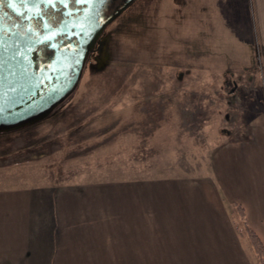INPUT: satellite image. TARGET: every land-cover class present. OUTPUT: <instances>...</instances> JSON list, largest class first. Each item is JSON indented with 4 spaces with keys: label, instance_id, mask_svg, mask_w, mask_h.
<instances>
[{
    "label": "rangeland",
    "instance_id": "obj_1",
    "mask_svg": "<svg viewBox=\"0 0 264 264\" xmlns=\"http://www.w3.org/2000/svg\"><path fill=\"white\" fill-rule=\"evenodd\" d=\"M230 1L136 0L61 106L0 134V184L210 176L215 151L245 139L264 105V62L253 40L238 42Z\"/></svg>",
    "mask_w": 264,
    "mask_h": 264
},
{
    "label": "crops",
    "instance_id": "obj_2",
    "mask_svg": "<svg viewBox=\"0 0 264 264\" xmlns=\"http://www.w3.org/2000/svg\"><path fill=\"white\" fill-rule=\"evenodd\" d=\"M224 10L240 11L231 29L264 62V0ZM249 124L215 151L208 177L0 184V264H259L233 219L264 248V105Z\"/></svg>",
    "mask_w": 264,
    "mask_h": 264
},
{
    "label": "water",
    "instance_id": "obj_3",
    "mask_svg": "<svg viewBox=\"0 0 264 264\" xmlns=\"http://www.w3.org/2000/svg\"><path fill=\"white\" fill-rule=\"evenodd\" d=\"M54 1L61 4L63 0ZM52 2L13 0L8 3L9 10L27 26L23 34L16 30V25L10 30L11 27L4 24L14 16L5 12L0 16V134L21 130L46 118L68 99L80 80L87 52L79 46L75 53L55 54L46 73L42 68L36 71L33 53L45 38H32L29 22L40 16L41 6L45 9ZM51 78L54 83L47 86Z\"/></svg>",
    "mask_w": 264,
    "mask_h": 264
},
{
    "label": "flooded vegetation",
    "instance_id": "obj_4",
    "mask_svg": "<svg viewBox=\"0 0 264 264\" xmlns=\"http://www.w3.org/2000/svg\"><path fill=\"white\" fill-rule=\"evenodd\" d=\"M135 1L79 0L77 2V0H63L61 4L54 1L50 4L51 6L45 9L41 6L40 16L31 19L29 22L33 32L30 33V36L35 40L45 38V41L36 46L33 53L36 71L42 68V72L46 73L45 70L55 54H68L70 51L75 53L78 46L87 52L81 75L90 59L102 63L108 42L107 35L104 33L105 29ZM8 3V0H0V16L3 12L14 16V19L7 20L4 24L9 25L10 30H13L16 25V30L23 34L27 31V26L9 10ZM19 5L22 6L23 4ZM83 15L84 17L79 20ZM2 33L4 32L2 31ZM48 37L49 40L46 39ZM57 72L58 70L55 71V74ZM69 74L71 77L73 76L71 72ZM49 82L46 83L47 86L54 83L53 78ZM228 85L230 86V83ZM233 91L234 89L230 92Z\"/></svg>",
    "mask_w": 264,
    "mask_h": 264
},
{
    "label": "trees",
    "instance_id": "obj_5",
    "mask_svg": "<svg viewBox=\"0 0 264 264\" xmlns=\"http://www.w3.org/2000/svg\"><path fill=\"white\" fill-rule=\"evenodd\" d=\"M237 210L240 212L242 218L244 216V212L241 207H237ZM244 224L245 232L250 240V243L252 245V248L259 260V264H264V248L262 246V243L258 239V237Z\"/></svg>",
    "mask_w": 264,
    "mask_h": 264
},
{
    "label": "snow or ice",
    "instance_id": "obj_6",
    "mask_svg": "<svg viewBox=\"0 0 264 264\" xmlns=\"http://www.w3.org/2000/svg\"><path fill=\"white\" fill-rule=\"evenodd\" d=\"M9 2L11 3V2H13V0H9ZM48 2L51 3L52 0H48ZM77 2H79V0H77Z\"/></svg>",
    "mask_w": 264,
    "mask_h": 264
}]
</instances>
